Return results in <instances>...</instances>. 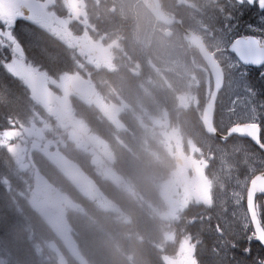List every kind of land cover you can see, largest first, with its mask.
<instances>
[{
  "label": "trees",
  "instance_id": "1",
  "mask_svg": "<svg viewBox=\"0 0 264 264\" xmlns=\"http://www.w3.org/2000/svg\"><path fill=\"white\" fill-rule=\"evenodd\" d=\"M38 46L39 55L49 65L67 61L65 57L59 60L54 53L56 51L47 48L52 47L51 44L45 46L39 41ZM41 108L23 83L5 70L0 53V132L29 123L37 110L42 111ZM96 122L102 130L100 133L104 135L103 129L106 131L107 128L105 122ZM146 135L140 134V141L144 142ZM153 144L150 149L142 146L140 163L143 168L134 163L131 172L129 168L122 169L124 178L128 179L131 175L142 179L143 185L137 190L130 193L110 181L100 182L106 196L120 207L121 217L105 210L75 189L74 200L80 203L85 214L78 213L77 210L71 211L69 225L73 242L84 263L69 254L65 244L30 201V190L34 184L33 171L20 170L15 156L6 146L0 145V264H57L55 252L48 249V241L59 244L69 264H169L170 257L178 253V238L187 233L195 237L197 232L201 239V244L197 245V255L202 259L203 246L212 242V236L202 232L199 222H190V218L197 217V213L189 211L179 222L168 223L162 218L163 208L152 198L153 190L158 191L154 182L157 179L165 181L173 176L176 169L174 160L161 146L156 152L150 151L155 149L156 143ZM138 146L140 147L139 143ZM138 146L132 147L134 153L131 154L134 158H137L135 155L140 156ZM121 149L124 150V147ZM124 155L129 157V152L125 151ZM35 160L38 170L53 180L55 167L52 163L42 155H37ZM89 160L90 157L85 153L83 163ZM59 176L71 188L70 181L64 175ZM66 184L64 185L67 186ZM57 185L63 186L62 183ZM154 202L155 206L152 205ZM167 231L175 233L176 240H166L164 234ZM256 250L257 244L254 242L253 251Z\"/></svg>",
  "mask_w": 264,
  "mask_h": 264
},
{
  "label": "flooded vegetation",
  "instance_id": "2",
  "mask_svg": "<svg viewBox=\"0 0 264 264\" xmlns=\"http://www.w3.org/2000/svg\"><path fill=\"white\" fill-rule=\"evenodd\" d=\"M219 2L220 0H25L20 8L23 15L17 19L14 31L19 35H13L15 44L12 42L10 44H12L18 55H22L24 49L33 50L34 53H37L36 50L40 47L38 44L41 41L45 46L47 44L52 45V47L47 48L55 50L54 53L57 54L59 60L62 57L67 60L70 58V64L65 61L62 63L64 69L66 67L70 73L58 80L57 91L55 90L57 95L62 91L65 92L63 100L67 99L69 92L75 91L72 84L75 76L88 77L102 71L106 77L107 90L106 100H104L102 106L108 122L115 132L119 131V134H121L127 128L125 124L127 110L122 104L116 105L115 100L118 97H123L126 101H131L135 97L138 103L135 115L144 110L150 113L149 107H145L144 104L145 98L149 97L146 92L147 89L152 92L150 108L155 109V112L152 110L150 120L152 127L158 131L160 113L165 111L168 117H165L162 123H165L164 127L170 130L175 127V119L170 104L168 106L165 103V106L162 105L163 111L160 109V103H158L160 86L155 63L146 58L143 53H139L135 57L129 55L123 42L128 36L140 31L142 37H144L148 31L152 44L157 39L167 41L165 44L160 45V48H164V46L170 49L175 48L181 55V59L184 58L186 52L191 56L195 55L196 57L194 60L192 59V62L194 66H196L195 61L199 62L198 76L205 78L207 82L211 73L198 53L183 40L181 27L175 24L167 28L151 13L161 9L166 14L183 20L184 27L199 32L201 29L207 28L206 24L200 25L194 20L197 18L205 19V17L216 20L219 17ZM10 7L9 0H0V13L7 15ZM134 12L136 13L135 16L132 15ZM256 17H258V14L252 13L246 15L244 20L251 22ZM253 24H255L254 20ZM134 25L140 27L137 32L133 31ZM239 30L242 34H252L246 30L245 26ZM165 35H170V39H165ZM209 47L214 50L212 46L209 45ZM215 52L217 53L216 50ZM101 58L105 65L97 69L95 61H99ZM219 59L221 60L220 56ZM58 64H61V61ZM21 69L23 70V68ZM251 71L258 73L261 70L251 69ZM36 73L42 72L38 70ZM91 94L96 96V90L94 89ZM100 101H102L101 97L100 100L94 98V103ZM169 101L172 102L170 99ZM75 103V97L72 98V101H68L69 109L65 110L61 131L65 130L67 121L72 123L71 129L73 128L76 118L72 116L71 107H77ZM50 109L56 113L54 104L50 106ZM183 110L188 115L187 110L185 108ZM61 111L64 112V102ZM189 119H191L190 116ZM135 128L131 125L129 133H132ZM83 129L84 127L81 126V131ZM63 136L66 137L64 133ZM60 137L62 136L54 135L53 139H59ZM125 160L126 157L123 155L121 157L123 167L127 165ZM192 161L195 168L200 166L196 159L192 158ZM213 166L214 164L207 161V166L203 167L209 177L212 175ZM183 169L185 170V167ZM195 173V171H190L188 183H185L180 176L173 177L167 182V189L164 191L169 193L167 198L170 197L172 205L179 207L178 215L195 204L186 199L188 197V186ZM194 206H200L199 208H201L197 217L204 213L202 205L195 204ZM212 224H216L214 219ZM204 258L208 260L207 255H204Z\"/></svg>",
  "mask_w": 264,
  "mask_h": 264
},
{
  "label": "snow or ice",
  "instance_id": "3",
  "mask_svg": "<svg viewBox=\"0 0 264 264\" xmlns=\"http://www.w3.org/2000/svg\"><path fill=\"white\" fill-rule=\"evenodd\" d=\"M9 3L8 14L0 13V43L6 37L15 44L13 32L17 19L23 15L20 8L25 0H9ZM218 12L222 24L218 29L222 51L227 54V68L233 74L230 85L234 92L243 89L245 96L235 95L231 100V106L227 108L231 123L223 131L214 125L211 128L213 133L220 135L222 142L234 139L237 143L231 146V153L221 151V167L213 177H209L204 168H197V175L188 186L187 196L205 210L219 209L214 226L219 238L211 250L214 257L212 264H264V0H220ZM252 13L258 14V25L244 20L246 15ZM242 23L252 34L240 32ZM9 51L11 53L14 49L10 48ZM229 52L233 55H228ZM7 66L12 68V65ZM251 66L261 69L258 72L259 87L251 79ZM223 76L221 69L217 79L218 88L223 83ZM237 102L242 109L239 116L235 115ZM236 153L241 154L243 177L239 174L240 168L229 161L230 154ZM202 163L204 167L207 166V161ZM226 180L235 185L231 192V201L235 205V210L231 212L232 219H229L225 207L228 201L223 197ZM197 219L201 230L213 229L211 212L194 216L190 222ZM254 242L257 244L255 252ZM199 244V232L195 237L189 233L179 264H205L197 255Z\"/></svg>",
  "mask_w": 264,
  "mask_h": 264
},
{
  "label": "rangeland",
  "instance_id": "4",
  "mask_svg": "<svg viewBox=\"0 0 264 264\" xmlns=\"http://www.w3.org/2000/svg\"><path fill=\"white\" fill-rule=\"evenodd\" d=\"M135 12H134V16H135ZM139 29V28H138ZM159 42V40H158ZM146 43H148V41H146ZM156 55L159 56L160 59H164V60H168L169 58L174 59L175 61H178L179 59V54L177 53L176 50H171L168 47L164 46V48H159L157 47L156 49ZM97 65H102L104 64L103 59L96 61ZM231 89V87L228 88V91ZM229 93V99L230 101L232 99L235 98V95H238L239 92H234V91H230ZM180 99L183 102H189L195 99L194 95L191 91L188 92H180ZM70 96V94H69ZM61 99L59 101V103H55L54 105L56 106V113L60 116L61 120H64V114H65V110L69 109L68 106V102L66 101V99L63 100L62 98V94L60 95ZM87 100H89L90 102L91 99L90 98H84V101L87 102ZM64 102V112L62 113L61 109H62V103ZM236 108L237 111L235 113V115L239 116L242 113V109H240V105L239 102H237L236 104ZM227 113V112H226ZM227 118V116H226ZM229 120H231V117H228ZM68 125H72V123H69L67 121ZM76 128H72L71 129V134L73 137L75 138H81L82 134L81 131L78 127V125H75ZM29 130L38 133V135H41L40 129L36 126L31 127ZM34 133V134H35ZM15 135H18L17 132H10V133H6L3 135L4 138L7 137H13ZM173 141H176V143H180L181 142V137L177 136L176 138H173ZM170 142H167L166 145H169ZM34 147H38L41 151H43L48 157H50L52 159V162H54L58 167H60L72 180H74L76 182V184L78 185V187L85 193L89 194L90 196H92L93 198H96V195L91 191L90 188L87 187V185H85V183L83 181H81L80 175L78 173V170H70L68 169V165H64V161L62 160V157L60 155V150L57 146V144H55L54 142L51 143H41V142H36L33 143ZM56 147V148H55ZM25 149L26 147H24L23 150V155L22 158L20 160V163L23 167L28 166V164L25 161ZM92 153V158L95 161V165H101L102 164V160L101 157L99 156V154L95 151V149L92 147L91 151ZM105 152H106V148H105ZM231 153V152H230ZM173 157H177V153L176 150L174 149L172 152ZM233 154H230L229 156V161L233 162ZM236 157V156H235ZM180 158V157H179ZM238 158V157H237ZM221 161V158H220ZM177 166H179V170L177 171V173H182V166H185L187 169H193L192 167V162L190 160L189 157H184V162L178 164ZM70 167V166H69ZM100 172H102L106 177L114 179L113 177V173H111L108 170H105L103 167L99 168ZM240 174V173H239ZM241 175V174H240ZM241 177H243V175H241ZM235 187L234 182L231 181H225V189L223 190V197L228 201V203L226 204V209H227V214L229 219H232L231 217V212L233 210H235V205L232 203L231 201V192L233 190V188ZM162 188L164 187V184L162 185ZM55 191L53 188H51L45 181L44 178H42L39 174L37 175V181H36V190L33 191L32 189L30 190V196L32 198V200H34L35 206L40 209L42 211V213L47 217L48 221L50 222L49 224L52 226V228L54 229L56 235L58 236L59 239L62 240V242L64 241H70V237H69V232H71V226L68 224V221L66 219V212L68 211V209L70 208H77V204H74L71 200H69L68 198L64 197L63 199H57L53 196L52 192ZM217 191H219V189L217 188ZM152 194V198L155 200L160 201L162 200V198H158L157 197V191L153 190ZM169 195V193L165 192L164 194V198L166 200L167 203V209L168 211H164L162 213V216L165 218H171V217H176L178 215V211H179V207L178 206H174L172 205L171 199L170 197L167 198ZM183 197V196H182ZM187 200H189L188 197H186ZM97 201L99 202L100 205L103 206L104 209L106 210H110L113 211L114 213L118 214L119 217L122 216L121 212H119L118 208L115 207V204H108L106 203V201L104 200L103 197L97 199ZM190 201V200H189ZM155 202L152 203L153 206H155ZM166 203L164 202V204L166 205ZM55 204L58 206L55 207ZM58 211H61V214L58 217H55L53 215H55ZM217 211H219V209H217ZM169 234L168 232H165L164 237L165 239L169 238ZM186 238H184L181 242V252H182V248L184 245V241ZM48 249L50 251H53L56 253V246L55 245H59V244H55L52 243L50 241H48ZM181 258V253L179 254L178 257L172 258L171 261H168L169 264H179ZM55 259L57 261V264H67L65 259H63L62 257L59 256H55ZM80 261V260H79ZM82 262V261H80Z\"/></svg>",
  "mask_w": 264,
  "mask_h": 264
},
{
  "label": "water",
  "instance_id": "5",
  "mask_svg": "<svg viewBox=\"0 0 264 264\" xmlns=\"http://www.w3.org/2000/svg\"><path fill=\"white\" fill-rule=\"evenodd\" d=\"M153 14L161 22H164L166 24H171L174 22V19L168 18L161 11H153ZM184 38L187 41H191L192 45L199 49L201 56L208 63L215 77V90L213 91V93L210 96L209 101L205 105L203 118H202V121L204 123V126L207 132L213 133L211 131V128L214 125L213 120H214L216 102H217L219 91L221 90L222 84H223L222 83L219 88L217 87L218 74L220 73L221 69L219 68L217 63L214 61L213 56L210 55L209 51L207 50V48L205 47V45L203 44L199 36L193 34L192 32L187 31L184 35ZM79 82H81L80 85H79ZM73 83L76 86L77 91L79 93L87 92L89 84L88 82L84 81V78H78ZM28 84L32 88L35 95L37 96V99L39 100V102L44 103V104H51L54 101L55 93L43 81H40L39 79H36V78H32L28 80ZM185 180L187 181L186 176H185ZM71 251L74 252V250H71Z\"/></svg>",
  "mask_w": 264,
  "mask_h": 264
}]
</instances>
